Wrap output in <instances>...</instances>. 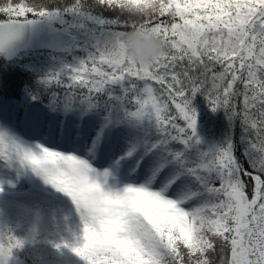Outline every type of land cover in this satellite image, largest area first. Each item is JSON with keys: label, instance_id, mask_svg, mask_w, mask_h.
<instances>
[{"label": "snow or ice", "instance_id": "snow-or-ice-1", "mask_svg": "<svg viewBox=\"0 0 264 264\" xmlns=\"http://www.w3.org/2000/svg\"><path fill=\"white\" fill-rule=\"evenodd\" d=\"M137 4L0 0V169L71 202L79 231L53 246L82 264H264V0ZM130 30L162 36L164 53L131 63ZM123 82L118 120L101 99ZM197 97L228 123L208 150ZM145 122L138 143L107 148L118 124Z\"/></svg>", "mask_w": 264, "mask_h": 264}, {"label": "trees", "instance_id": "trees-1", "mask_svg": "<svg viewBox=\"0 0 264 264\" xmlns=\"http://www.w3.org/2000/svg\"><path fill=\"white\" fill-rule=\"evenodd\" d=\"M56 2L61 5H71L74 0H56ZM88 3H92V0H88ZM91 11L94 15H102L105 18H115L118 15V12L103 7H96ZM111 89L114 87L110 86V91ZM57 91L62 92L63 89ZM108 94L101 99L104 106ZM14 95L18 96L19 93ZM123 95L124 92L118 98L117 105L111 109L118 120L127 108L126 103L121 99ZM195 106L199 113L198 135L202 150H205L203 141L209 142L211 146L220 144L228 131V123L223 112H210L203 97H197ZM139 126L145 130L147 122ZM239 137L240 128L237 125L235 129L237 144ZM73 209L74 206L66 197L53 191L48 192V189L43 187L33 186L23 192L4 190L0 193V228L7 226L15 235L21 237L31 236L32 230L35 229L34 242L16 254L14 264H82L69 249L62 248L57 251L53 246L61 239L69 244L73 243V234L79 231L72 224V220L75 219Z\"/></svg>", "mask_w": 264, "mask_h": 264}, {"label": "clouds", "instance_id": "clouds-1", "mask_svg": "<svg viewBox=\"0 0 264 264\" xmlns=\"http://www.w3.org/2000/svg\"><path fill=\"white\" fill-rule=\"evenodd\" d=\"M135 8L139 9L137 12L138 15L148 16L158 10L159 0H138ZM122 44L125 57L131 63L141 66L151 65L156 58L164 53L166 48L164 38L151 31L141 32L130 30L123 37ZM0 233L4 236L3 239H0V250L11 249L6 261L0 257V264H14L16 254L23 251L26 246L35 240V229L32 230L31 236L25 235L23 237L15 235L7 226L0 228ZM9 234L14 237L11 245L7 241ZM18 242L23 243L19 244Z\"/></svg>", "mask_w": 264, "mask_h": 264}, {"label": "rangeland", "instance_id": "rangeland-1", "mask_svg": "<svg viewBox=\"0 0 264 264\" xmlns=\"http://www.w3.org/2000/svg\"><path fill=\"white\" fill-rule=\"evenodd\" d=\"M45 54L47 55V52H45ZM78 54L81 56L84 55V53ZM128 87H130V85L126 82H123L122 84H119L118 86L114 87V89H111L105 102V108L110 109L109 111L111 112V109H113V107L117 105V100L122 95V92H124V89ZM111 113L115 114V112ZM19 115L22 118L23 112L21 111ZM93 127H99V121H95ZM144 131V128L139 125L120 123L114 129H112L111 134L109 136V143L107 145V148L112 149L114 147L116 150H122L131 146L134 143H138L143 138ZM91 134L95 135V132H91ZM106 135L109 134L106 133ZM203 145L205 150H208L212 147L211 144L206 141H203ZM9 180H11L12 183L15 185L14 187H10L8 183H6ZM0 181L5 182L4 190L23 192L24 190L29 189L33 186H38L39 188L43 187L45 189H48V192H55L51 187L43 185L42 182L37 178H34L32 176H25L19 180H16L15 176L11 172L4 169H0ZM191 207L192 205H185L186 210H191ZM72 211H74L75 214V219L72 220V224L73 226H75V228L79 229V217L76 214L75 209H73Z\"/></svg>", "mask_w": 264, "mask_h": 264}, {"label": "water", "instance_id": "water-1", "mask_svg": "<svg viewBox=\"0 0 264 264\" xmlns=\"http://www.w3.org/2000/svg\"><path fill=\"white\" fill-rule=\"evenodd\" d=\"M117 85H119V84H117ZM117 85H112V86H117Z\"/></svg>", "mask_w": 264, "mask_h": 264}]
</instances>
